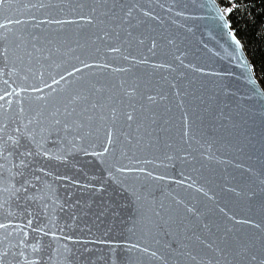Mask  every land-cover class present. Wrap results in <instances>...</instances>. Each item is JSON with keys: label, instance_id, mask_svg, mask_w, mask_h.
Returning a JSON list of instances; mask_svg holds the SVG:
<instances>
[{"label": "snow or ice", "instance_id": "6c2138e0", "mask_svg": "<svg viewBox=\"0 0 264 264\" xmlns=\"http://www.w3.org/2000/svg\"><path fill=\"white\" fill-rule=\"evenodd\" d=\"M259 2L264 5V0ZM209 6L239 50L234 54L247 69L242 79L247 82L249 98L264 99V67L257 76L228 19L253 5L250 0H210ZM148 20L164 23L134 0H0V264H96L94 250L87 247L90 242L110 246L112 264H117L115 250L119 247L125 252L124 264H145L144 256L148 264H264V187L259 192L257 223L254 218L237 219L227 207L217 205V213L194 198L181 199L167 190L157 197L159 186L149 181L169 177L136 167L155 163L135 157L159 149L158 133L166 129L158 126L160 117L152 105L167 97L146 94L138 76L131 81L123 77L137 65L150 63L139 49V58L133 54V42L143 46L147 40V51L153 57L159 52L169 58L153 67L168 69L176 74V81H186L183 94L179 84L175 85L179 105L184 106V143H192L193 115L197 120L203 117L198 115L199 105L190 113L181 97L198 100L212 119L222 103L215 94L191 95L187 70L204 74L205 67L185 63L196 53L182 49L177 38L145 35L155 32L151 25L145 28ZM117 59L127 66H115ZM212 75L226 78L234 73ZM217 87L225 90V97L230 92L227 85ZM177 151L181 157L173 153L165 159L196 160L187 149ZM77 155L98 158L108 180L81 185L79 179L58 174L51 166L56 162L65 168L77 167ZM125 159L127 164H122ZM260 184L264 186V175ZM72 186L87 189L93 197L97 192L108 193V199L84 200ZM188 187L216 200L195 181ZM257 195L256 191L247 193L249 199ZM106 220L111 226L103 230ZM93 226L103 231V237L119 226L147 246L102 237L93 241ZM77 230H86L88 238L79 236Z\"/></svg>", "mask_w": 264, "mask_h": 264}, {"label": "water", "instance_id": "95a60500", "mask_svg": "<svg viewBox=\"0 0 264 264\" xmlns=\"http://www.w3.org/2000/svg\"><path fill=\"white\" fill-rule=\"evenodd\" d=\"M139 1L140 0H138V2ZM178 1L168 0L166 2L171 8L175 7ZM20 2L24 3L28 2V0H20ZM209 5L205 8V12H208L205 13V15L206 18H210V22H205V24L218 26L221 28V33V31L224 30L222 28V21L219 20V17H215V12ZM155 10L162 11L163 9L159 6L155 8ZM160 17L161 20L164 21V26L170 31H173L174 33L178 31L177 28L173 27L175 22L166 21V13L164 11H162V15ZM214 17L215 19H213ZM176 22H179V20H176ZM198 30L199 32H195V35H198L201 32L200 29ZM149 34L154 33L149 32ZM207 35L211 34H206L205 32L204 34L199 35L201 37L198 39H195L194 35H188L190 36L189 38L182 39L184 43L178 39V45L182 49L190 52L194 51L195 45L200 48H205L203 45L198 44L196 40L205 38ZM216 46L221 47L219 43H216ZM234 50L239 51L238 49H233L231 55L230 53L225 55L232 58L236 57ZM194 52L196 53V57L191 59L192 62H195L198 67H205L206 71L204 74H199L195 73L193 70H187L189 74L188 78L192 80V85L188 87L187 90L192 96L209 97L213 94L219 96L222 103L217 109L215 116L222 118L216 120L210 119L211 117L203 112L205 105H201L198 100L193 101L191 96L186 97L185 99L187 103L185 106L188 108L189 112L192 113L194 107L199 105L201 111L198 115L202 116L203 119L197 120L196 115H193L192 143L191 146L184 143L181 139L184 132L182 112V107L184 106L179 105V98L175 94V85L179 84L181 93L183 94L186 90V81L184 79L176 81V74L170 72L168 69L161 70V68L153 67L154 64L169 62V58H162L163 55L159 52L155 57L152 55L147 56L150 63L148 65H137L134 69H137V72L140 73L138 76L141 83L146 86H155L159 88L156 94L148 89L142 88L146 94L157 95L158 97H167L166 100L158 98L156 104L152 105L153 110H155L160 117L158 120V126H163L166 131L158 133L161 137V143L158 150H146L143 153H137L135 157L136 159L153 160L155 163L136 165V167L143 166L146 167L148 171L154 172L157 176L165 175L169 177V179L164 181H149V183L159 186V190L155 192L157 197L161 196L164 191L167 190L168 192L179 196L181 199L192 200L194 198L195 200L200 201L201 206L206 204L215 209L217 213H219V208L217 207V205H219V207H227L233 215L237 216V219L254 218L256 222L259 223V192L261 187H264L260 184L262 175H264V159L263 154L260 153L258 148H251L249 145H246V141H248V136L253 135V137H255L258 135L256 133H259L260 127L254 128V124H256L258 120H264V99L260 97L250 98L252 99L253 104L260 103L261 106L260 109L257 108L259 111L257 112L258 118L256 119L252 118L251 115H248L249 112L236 108L243 106V103H241L242 101L240 99L237 100L235 96L229 93L225 97V92L222 91V88L217 87L219 82L220 85H228L229 83L226 79H229V77L219 78L212 75L213 72H224V68L221 66L224 62V56H222V58L218 61L211 59L212 57L210 56L207 61L201 62L198 59L200 54L197 51ZM143 55L146 56L145 53H143ZM230 65L234 69L235 77L240 76L238 80L242 79V77L246 75L247 69H238L237 62H231ZM158 73L163 74L159 75ZM238 88L240 89V93H243L241 95L242 97L249 98L251 96L248 91L246 81H242V84ZM210 89L212 91H210ZM240 93L235 95H239ZM145 103L147 102L145 101ZM232 109H234V114ZM235 109L240 110V112H237ZM221 111L223 112V116L220 115ZM229 116H231V120L227 119ZM165 120L168 121L166 124L164 123ZM233 125H235V127H233ZM173 127H176L178 132L171 131ZM237 136L241 137V139ZM221 137L233 139L235 146L231 147L227 145L224 141H222ZM209 145H211L210 150ZM178 148H184L193 152L196 159L203 165L197 166L195 165V161L191 160L184 163L182 159L179 158L174 162H170L165 159L166 154L171 155L173 153H175L177 157H181L182 153L177 151ZM262 151H264V149ZM129 155H131V153H129ZM209 156H211L212 159H208ZM80 158V162L85 161V164L81 165V173L57 168L58 174L71 175L74 179H79L81 181V185L92 182L99 184L108 180L106 172L103 171L96 162L98 158L83 156H80ZM121 163L127 164V160H122ZM173 164L174 166H172ZM208 166L215 168L209 169ZM248 169H252V172L250 173ZM181 173H183V175H181ZM92 176H98L100 179L98 181H93L91 179ZM188 177H191V180H188ZM182 179L185 180L186 183L184 185L177 184V181ZM192 181H195L199 187H204L207 192L216 197V200L211 201L204 193L199 192L196 188H189L188 184L192 183ZM233 188L236 189L235 192L231 191ZM249 191H256L258 194L257 197L249 199L247 196ZM76 193L80 198H84L85 200L93 197V194L87 189H83L82 191H78ZM104 195L108 196V193L97 192L93 198L99 202L100 200H104L102 199ZM169 199H171V197H169ZM87 222L91 223V219H88ZM110 226L111 225L106 221V224L101 227L103 230H107V227ZM81 227H83V225H81ZM244 228L247 230V226H244ZM93 232L97 234L95 235L97 237L99 235L103 236V231L96 229L95 226H93ZM110 233L114 239H122L121 244H123L124 240H127L129 244L141 243L142 246H147L139 238L132 236L130 239L128 236H125V230L119 226L114 228ZM77 234L85 239L88 238V232L86 230L84 232L77 230ZM97 237L92 236L91 239L94 241ZM135 239L136 241L134 242L133 240ZM87 247L94 250L92 253V259L96 262V264H112L113 253L110 246L90 242ZM133 253L135 255H140L135 250H133ZM124 259L125 252L123 248H116L115 260L117 261V264H124ZM143 259L145 260V264H148L147 256H144Z\"/></svg>", "mask_w": 264, "mask_h": 264}, {"label": "bare ground", "instance_id": "6f19581e", "mask_svg": "<svg viewBox=\"0 0 264 264\" xmlns=\"http://www.w3.org/2000/svg\"><path fill=\"white\" fill-rule=\"evenodd\" d=\"M166 1H168V0H144V1L140 0L139 3L144 8H146L147 10L154 12V15L161 16L162 11H164L166 13V21L175 22L174 23L175 25H173V27L177 28L178 31H176L174 33L173 31H170L167 27H165L164 24H160V22H158V21L148 20L147 24L145 25V28H147L148 25H151V28L155 29V32H153L154 34H149V32H146L145 35H153V36L162 35V36H166L168 38L175 37V38H177V40L179 39L182 43H184V41L182 39L183 38H189L190 36H188V35H194L195 39H198L199 37H201L199 35L204 34L206 32V34H211V35H207L205 38H201V39L196 40V41L200 45H203V46L207 45V48H200L196 45L194 48V51H197L200 54V56H198L199 61L205 62L208 60V58H210V56L212 57L211 59H215V61H218L222 58V56H224V62L221 64V66L224 68V71L234 73V69L230 65L231 62L232 63L237 62V68L238 69H240V70L245 69V68H242L240 66L243 63V61L238 62L236 57L232 58V57L225 55V54L231 53L232 50L235 49V44L231 40V38L227 35L228 29L223 28V21H222V28L224 30L221 31L222 34L220 33L221 28H219L218 26H215L213 24L212 25H210V24L206 25L205 24V22H210V18H206V15H205V13H208V12H205V8L207 5L210 4V0H179V1L173 0V1H178V3L175 5V7H171L172 11H168V9L170 8V5ZM124 2H127V0H124ZM134 2H138V0H134ZM217 3H220V0H217ZM161 5H163V7H162L163 10L162 11H156L155 8H157ZM180 12H184L185 14L183 16H180V15H178V13H180ZM141 18L143 19L142 16H141ZM228 19L230 20V22L233 26L231 16H229ZM176 20H179V22H176ZM159 25H161V26H159ZM188 29H192V31L189 32ZM198 29H200L201 32L198 35H195V32H199ZM233 30L235 31L234 27H233ZM237 38L240 39L241 42L244 44L243 52H244V55L246 57L245 59L248 60L252 65L255 66L254 61H253V57L249 54L248 49L246 48L244 41L241 39V36L238 33H237ZM216 43H219V45H221V47L216 46ZM133 44H134V47H133V49H131L133 54L138 55L139 53H145L146 56L151 55L147 51V46H148L147 40L145 42V45H143V46L136 45L135 42H133ZM137 49H139V53L137 52ZM222 50L224 53L222 52ZM217 53H219V55H217ZM162 58H168V57L163 56ZM192 58L193 57H189V60H186L185 63L192 62V60H191ZM115 66H117V67L125 66L126 67L127 64L125 62L117 59ZM255 68H256V66H255ZM161 70H164V69H161ZM162 74H159V75H162ZM138 75H140V73L137 72V69H134L133 72H131V73L123 74V77L125 79L131 81L134 76H138ZM257 76H259L258 70H257ZM239 78H240V76L235 77V74H234V76H230L229 79H226L229 83L227 85L228 88L230 89L229 94L235 96L237 100L240 99L242 101L241 103H243V106L242 107H236V108H238L242 111L249 112L248 115H251L252 118L256 119V118H258V115H257V112L259 111L258 109H260V107H261L260 103H254L253 104L252 99L245 98V97L241 96L243 93H240V89L238 87L242 84V81H245V80L244 79L238 80ZM140 84H141V88L148 89V90L152 91L154 94H156V92L159 90V88L155 87V86H146L141 82H140ZM218 85H220V82L218 83ZM210 91H212V90L210 89ZM222 91L225 92V90L223 88H222ZM237 93H240V94L235 95ZM181 98L185 99V97H181ZM238 109H235V110L237 112H240V110H238ZM232 112L234 114V109H232ZM219 118H222V117H216L213 120H216ZM210 119H212V118H210ZM254 125H255L254 128L260 127L259 133H256L258 135L255 137H253V135L248 136V141H246V145H249L251 148H254V147L258 148L260 153L263 154V159H264V151H262L264 149V120H262V121L258 120L257 123ZM261 127H262V129H261ZM171 131L178 132V129H176V127H173L171 129ZM221 138H222V141H224L227 145H229L231 147L235 146V142L233 139L225 138V137H221ZM238 138L241 139V137H238ZM80 156L81 155H77L74 158V163L77 164V167H72L71 165H69L67 168H65L64 165L58 164L56 162H52V167L55 169L58 168V169H62V170H70V171H76L77 173H81V165L85 164V161L80 162L79 161L81 159ZM197 156H199V155H197ZM195 165L200 166L203 164L200 163L196 159ZM208 168L214 169L215 167H209L208 166ZM71 190L74 192L82 191L81 187L78 188L77 186H72ZM82 199H84V198H82ZM102 199L107 200L108 196L104 195L102 197ZM125 234H126L125 236H128L130 239L132 236L138 238L137 236H135L132 233H129L127 231H125ZM94 237H97V236L94 235ZM98 237L114 239V237L112 236L111 233H109L108 237H103L100 235ZM119 240L121 241L122 239H119ZM133 241L135 242L136 239Z\"/></svg>", "mask_w": 264, "mask_h": 264}, {"label": "trees", "instance_id": "16d2710c", "mask_svg": "<svg viewBox=\"0 0 264 264\" xmlns=\"http://www.w3.org/2000/svg\"><path fill=\"white\" fill-rule=\"evenodd\" d=\"M250 3L253 6L247 12L241 9L233 13L231 18L235 31L244 41L259 73L264 67V14H262L264 5L259 0H250Z\"/></svg>", "mask_w": 264, "mask_h": 264}]
</instances>
